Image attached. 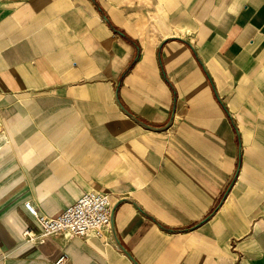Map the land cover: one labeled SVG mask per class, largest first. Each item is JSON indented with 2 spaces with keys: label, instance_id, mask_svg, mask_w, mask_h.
<instances>
[{
  "label": "crops",
  "instance_id": "1",
  "mask_svg": "<svg viewBox=\"0 0 264 264\" xmlns=\"http://www.w3.org/2000/svg\"><path fill=\"white\" fill-rule=\"evenodd\" d=\"M90 190L112 226L41 243ZM62 254L264 264V0H0V264Z\"/></svg>",
  "mask_w": 264,
  "mask_h": 264
},
{
  "label": "built area",
  "instance_id": "2",
  "mask_svg": "<svg viewBox=\"0 0 264 264\" xmlns=\"http://www.w3.org/2000/svg\"><path fill=\"white\" fill-rule=\"evenodd\" d=\"M114 204L110 195L90 190L56 216L40 213L29 202L26 207L41 229L40 242L43 243L49 235L56 233L67 237H101L103 229L112 224ZM25 235L33 239L29 229L25 231ZM66 261L67 255L62 254L55 264H64Z\"/></svg>",
  "mask_w": 264,
  "mask_h": 264
},
{
  "label": "water",
  "instance_id": "3",
  "mask_svg": "<svg viewBox=\"0 0 264 264\" xmlns=\"http://www.w3.org/2000/svg\"><path fill=\"white\" fill-rule=\"evenodd\" d=\"M114 211H115V206H114L113 215H112V224H113ZM112 224H111V226H112Z\"/></svg>",
  "mask_w": 264,
  "mask_h": 264
}]
</instances>
